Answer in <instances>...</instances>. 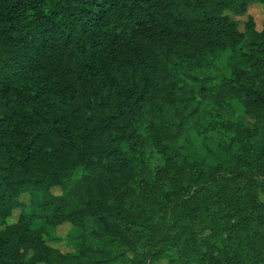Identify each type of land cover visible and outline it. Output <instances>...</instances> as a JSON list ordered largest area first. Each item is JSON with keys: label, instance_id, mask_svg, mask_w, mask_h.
<instances>
[{"label": "trees", "instance_id": "trees-1", "mask_svg": "<svg viewBox=\"0 0 264 264\" xmlns=\"http://www.w3.org/2000/svg\"><path fill=\"white\" fill-rule=\"evenodd\" d=\"M253 3L0 0V264H264Z\"/></svg>", "mask_w": 264, "mask_h": 264}, {"label": "rangeland", "instance_id": "rangeland-1", "mask_svg": "<svg viewBox=\"0 0 264 264\" xmlns=\"http://www.w3.org/2000/svg\"><path fill=\"white\" fill-rule=\"evenodd\" d=\"M231 16L237 22L238 28L240 30L244 29V23L247 21L248 17H252L255 22L256 29L261 30L262 22L264 19V4L253 3L249 5L247 12L244 15H238V16L231 15ZM233 106L234 107L231 108L234 110L232 115L236 116L241 114V110L236 105ZM203 130H204L203 127H199L198 131L190 130V134L188 137L190 142L188 141V146L190 150H192V152L198 150L196 152H198L202 156H207V151L202 148V146L199 143V139L201 138V140L212 142V140L217 141L220 137L216 133H206L205 131L203 132ZM203 136H210V137L202 138ZM60 191L61 190L59 187L52 188V192L54 194H60ZM20 199H22L23 202H28L29 197L27 194H23L22 196H20ZM18 215H19V210L13 211L12 216L8 219V222L16 221ZM41 224L43 225V223ZM46 229L56 237L54 241L52 242L50 241L51 245L59 248L62 251H69L72 249L70 244L67 243V238L74 237L77 231L72 230V226L70 225V223H63L56 226L55 228L46 226Z\"/></svg>", "mask_w": 264, "mask_h": 264}]
</instances>
